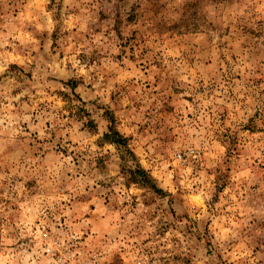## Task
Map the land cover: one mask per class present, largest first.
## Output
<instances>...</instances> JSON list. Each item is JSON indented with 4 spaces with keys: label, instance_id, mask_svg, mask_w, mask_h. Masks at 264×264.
Returning a JSON list of instances; mask_svg holds the SVG:
<instances>
[{
    "label": "clouds",
    "instance_id": "9594fccd",
    "mask_svg": "<svg viewBox=\"0 0 264 264\" xmlns=\"http://www.w3.org/2000/svg\"><path fill=\"white\" fill-rule=\"evenodd\" d=\"M0 3V264H264V0Z\"/></svg>",
    "mask_w": 264,
    "mask_h": 264
},
{
    "label": "rangeland",
    "instance_id": "374dc122",
    "mask_svg": "<svg viewBox=\"0 0 264 264\" xmlns=\"http://www.w3.org/2000/svg\"><path fill=\"white\" fill-rule=\"evenodd\" d=\"M151 2V0H150ZM224 0H155L159 10H164L167 5V10L164 11L163 17H157L149 14L150 18L156 23L158 31H165V20L170 22H179L181 25L176 29L177 32H185L186 35L183 37L186 41H200L202 40V33L209 32L213 26L220 28L221 24L217 17H211L206 11L210 6H215L213 10L218 11L219 4L223 3ZM230 3L231 0H228ZM112 4V0H100V7L107 10V7ZM9 8L13 9L15 15H19L20 12L25 11V0H9ZM0 15H3L5 19L8 18L9 12L4 8L3 4L0 3ZM108 23L107 20L104 22ZM180 39V38H177ZM250 45L249 51L255 50V44L248 40ZM180 47L185 50L188 49L187 44H181ZM171 51V50H170ZM264 216L253 215L251 217V223L253 225L259 224L264 226ZM249 235H252L250 232ZM228 243V242H225Z\"/></svg>",
    "mask_w": 264,
    "mask_h": 264
}]
</instances>
